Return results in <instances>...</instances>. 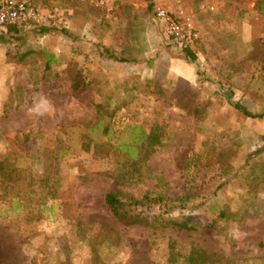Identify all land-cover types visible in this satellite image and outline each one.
<instances>
[{"label":"rangeland","instance_id":"374dc122","mask_svg":"<svg viewBox=\"0 0 264 264\" xmlns=\"http://www.w3.org/2000/svg\"><path fill=\"white\" fill-rule=\"evenodd\" d=\"M28 1L36 19L0 42V162L15 169L0 174V264H167L172 244L264 264V117L233 106L264 111V0ZM159 6L190 17L194 61ZM128 125L150 135L133 155ZM117 190L147 197L130 223L104 203Z\"/></svg>","mask_w":264,"mask_h":264},{"label":"trees","instance_id":"16d2710c","mask_svg":"<svg viewBox=\"0 0 264 264\" xmlns=\"http://www.w3.org/2000/svg\"><path fill=\"white\" fill-rule=\"evenodd\" d=\"M32 21V19L29 20V22ZM28 25V23H9L5 24L3 27L0 28V42H9L11 39V36L15 33H20V30L22 27H25ZM184 51L185 57L189 61H194L196 59L194 51H192L189 48H180ZM28 54V51H25L22 53L21 57ZM108 56L112 59L120 62H126L129 61L128 58L125 57H119L115 55L114 53H108ZM233 106L239 110L240 113H242L246 117L251 118H263L264 117V111L262 112H251L248 109H246L241 103L235 102L233 103ZM100 110V105L98 109V113ZM110 115H113L111 112ZM132 132L125 144H123L122 148L126 149V152L130 155H133V150L137 144H143L144 142H148V139L150 138V135L145 133V131L140 126H134V125H128L127 126ZM107 128V127H106ZM143 142V143H142ZM120 145H118L117 148H119ZM15 169L11 168L9 164L2 161L0 162V174L4 177L6 180H13ZM189 197L188 194L182 195L181 197H177L174 199V201H182L184 199H187ZM147 198L146 196H143V199ZM143 199L137 200L133 198L132 196L128 197L125 196L121 191H109L106 192L104 195V203L106 204L107 208L121 221L130 223V218L139 217L141 214L138 213L135 216L131 213V210L129 209V206H131L133 203L137 204H143ZM158 201L162 203L164 200V196L158 195L157 199L155 198V201ZM173 201V200H172ZM166 204V203H165ZM225 215L224 210H220L218 216L222 217ZM157 219L154 221L158 224L160 227H164L168 224H171L172 226H177L179 228L183 229H197L198 227H208L211 226V223L207 224H198L196 222L189 223L188 219H169L165 217H155ZM159 219V220H158ZM154 220V219H153ZM135 221L140 223H147L146 219H136ZM153 222V221H151ZM154 224V223H152ZM174 244L171 245V250L169 252V256L167 258V264H211L209 262V256L207 254L203 253L202 250L199 249H190L186 250L183 254L180 251H174ZM248 261V260H244ZM225 264H237L238 261L235 259H229L224 262ZM249 264V263H245ZM253 264H262L257 263L256 261H253Z\"/></svg>","mask_w":264,"mask_h":264},{"label":"built area","instance_id":"2783aa9c","mask_svg":"<svg viewBox=\"0 0 264 264\" xmlns=\"http://www.w3.org/2000/svg\"><path fill=\"white\" fill-rule=\"evenodd\" d=\"M39 8L28 0L0 1V28L9 23H28L36 19ZM155 19L168 33L170 40L179 48L195 49L198 42V32L190 17L182 10H169L164 7L155 8Z\"/></svg>","mask_w":264,"mask_h":264},{"label":"crops","instance_id":"0c3cea01","mask_svg":"<svg viewBox=\"0 0 264 264\" xmlns=\"http://www.w3.org/2000/svg\"><path fill=\"white\" fill-rule=\"evenodd\" d=\"M113 2L115 3V1ZM120 4H126V1H121ZM131 9H135V8L132 7ZM176 9L178 8L176 7L173 10H176ZM169 69H170V72H173L176 74L177 80L182 79L186 81L188 84L194 83L196 80V72L193 70L192 66L183 61L170 59Z\"/></svg>","mask_w":264,"mask_h":264}]
</instances>
